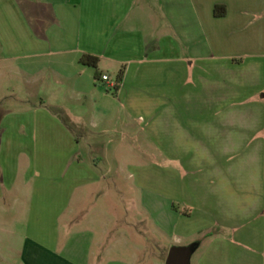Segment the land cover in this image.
Listing matches in <instances>:
<instances>
[{
  "label": "crops",
  "instance_id": "crops-1",
  "mask_svg": "<svg viewBox=\"0 0 264 264\" xmlns=\"http://www.w3.org/2000/svg\"><path fill=\"white\" fill-rule=\"evenodd\" d=\"M263 6L28 5L29 15L41 14L24 27L31 63L17 66L11 51L0 57L13 62V80L19 68L41 90L37 100L0 96V104L14 100L0 115V221L13 223L22 264H142L152 248L167 261L170 247L193 243L196 264H264V23L247 17ZM216 7L226 14L216 16ZM84 55L99 58L98 70L81 64ZM96 71L117 79L123 72L114 96L97 87ZM137 124L158 153L172 155L170 188L184 210L149 198L136 203L133 223L113 217L111 175L92 153H133L107 137ZM73 127H83V140Z\"/></svg>",
  "mask_w": 264,
  "mask_h": 264
},
{
  "label": "rangeland",
  "instance_id": "rangeland-1",
  "mask_svg": "<svg viewBox=\"0 0 264 264\" xmlns=\"http://www.w3.org/2000/svg\"><path fill=\"white\" fill-rule=\"evenodd\" d=\"M32 2L40 3V0H0V57L7 56L10 51L11 54H17L18 59L15 62L17 66H23L25 63H31L32 61L30 58L25 59L23 57L25 55L24 52L31 53L32 49L27 45L30 37L24 31L27 20L29 22L34 16L25 12L28 5ZM247 17L251 23L254 21L264 23V6L262 10L258 9L257 12L251 13ZM37 20H41V14L34 16L33 22L35 24L38 22ZM13 34L15 35L14 40L17 45L14 49L12 45L8 44L9 39L13 38ZM256 37L259 38L260 35ZM10 64L12 65L13 62L0 63V96H4L8 92H16V95L21 97H26L27 95L30 97L35 96L36 99L31 97L30 100L40 99L41 90L39 85H28L24 78L25 74L23 70L17 68V71L21 73L14 80L12 76H9ZM111 74L110 82L116 84L118 79L113 73ZM96 85L105 93L114 96L115 89L107 82L103 83L99 81ZM68 102L70 104L73 103L72 98H69ZM13 103V98L3 101L0 104V115L10 105L12 106ZM130 129L132 131L124 135H121L119 131H114L112 137H107V140L113 141L114 145H121L123 149H131L133 153H92L94 157L102 160V169L106 168L111 175L109 181L113 187L112 200L119 203V205L117 204L112 207L111 213L113 217H123L125 221L134 223L139 213L136 211V203L144 200L147 203V199H152L153 197L157 198L155 201L159 200L161 204L167 207L170 204V207L175 211H179V209L183 211L184 207L176 203L174 199L175 194H179L178 190H171L170 188L171 176L169 171L176 167L172 155L170 153H158L157 145L150 141L151 139L148 138L147 133H141L142 124L134 125ZM74 130L76 131L77 138L83 140L81 139L83 138V127L74 128ZM96 137V135L93 136V138ZM163 144L167 147V143ZM141 187L143 190L140 189ZM120 202L123 203L124 208L120 206ZM6 208L13 214L11 210L12 205L6 206ZM195 208L199 213L200 207L195 205ZM147 213L149 212L145 209V214ZM0 216L4 217V214H0ZM12 225V222H4L3 219L0 221V264H22L19 253L20 238H14L12 233L8 231V228ZM146 225L149 227L152 223H145ZM170 249H168V253ZM154 250L152 248L140 255L142 261L145 259L142 264H160L157 263L159 260L162 264H166L165 256ZM150 260L152 261L150 262ZM192 264H196L195 255L193 256Z\"/></svg>",
  "mask_w": 264,
  "mask_h": 264
},
{
  "label": "water",
  "instance_id": "water-1",
  "mask_svg": "<svg viewBox=\"0 0 264 264\" xmlns=\"http://www.w3.org/2000/svg\"><path fill=\"white\" fill-rule=\"evenodd\" d=\"M199 248L198 243H193L189 246H174L170 249L167 264H192L194 254Z\"/></svg>",
  "mask_w": 264,
  "mask_h": 264
},
{
  "label": "trees",
  "instance_id": "trees-1",
  "mask_svg": "<svg viewBox=\"0 0 264 264\" xmlns=\"http://www.w3.org/2000/svg\"><path fill=\"white\" fill-rule=\"evenodd\" d=\"M220 7H216L215 9V14L216 16H224L226 14V12H220L219 11ZM100 60L97 57L91 56V55H84L81 59V64L86 66V67H91L94 68L96 70H98V66H99ZM103 76L100 75V73L98 71H96V80L100 81L102 79ZM123 80V72L119 75L118 77V84H121ZM120 86H118L116 89H118Z\"/></svg>",
  "mask_w": 264,
  "mask_h": 264
},
{
  "label": "built area",
  "instance_id": "built-area-1",
  "mask_svg": "<svg viewBox=\"0 0 264 264\" xmlns=\"http://www.w3.org/2000/svg\"><path fill=\"white\" fill-rule=\"evenodd\" d=\"M102 81H103V82H107L108 84H110V86H111L112 88H114L115 90H116V88H117L118 86H120V84H118V83H116V84L111 83V82H110V78H109L108 76H103V77H102Z\"/></svg>",
  "mask_w": 264,
  "mask_h": 264
}]
</instances>
